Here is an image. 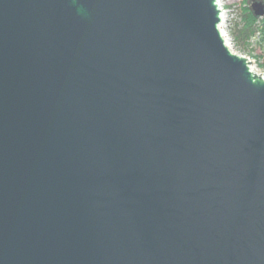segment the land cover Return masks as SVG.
Here are the masks:
<instances>
[{
  "label": "water",
  "instance_id": "1",
  "mask_svg": "<svg viewBox=\"0 0 264 264\" xmlns=\"http://www.w3.org/2000/svg\"><path fill=\"white\" fill-rule=\"evenodd\" d=\"M220 24L0 0V264H264V77Z\"/></svg>",
  "mask_w": 264,
  "mask_h": 264
},
{
  "label": "rangeland",
  "instance_id": "2",
  "mask_svg": "<svg viewBox=\"0 0 264 264\" xmlns=\"http://www.w3.org/2000/svg\"><path fill=\"white\" fill-rule=\"evenodd\" d=\"M254 0H221L224 14L220 30L226 34L232 52L246 58L251 62V69L256 74L264 73V34L259 31L248 42V46L235 41V36L244 28V9L250 8Z\"/></svg>",
  "mask_w": 264,
  "mask_h": 264
},
{
  "label": "trees",
  "instance_id": "3",
  "mask_svg": "<svg viewBox=\"0 0 264 264\" xmlns=\"http://www.w3.org/2000/svg\"><path fill=\"white\" fill-rule=\"evenodd\" d=\"M248 0H244V4ZM264 3V0H261ZM244 28L235 36L237 43H243L244 46H248V42L261 31L264 34V18H256L253 16L250 8L244 9Z\"/></svg>",
  "mask_w": 264,
  "mask_h": 264
},
{
  "label": "built area",
  "instance_id": "4",
  "mask_svg": "<svg viewBox=\"0 0 264 264\" xmlns=\"http://www.w3.org/2000/svg\"><path fill=\"white\" fill-rule=\"evenodd\" d=\"M217 4H218V6H219V8H220V10H221V17H222V15L224 14V8H223V5H222L221 0H217ZM221 22H222V18H221ZM221 32H222V31H221ZM222 34L224 35V37L227 38L226 34H224L223 32H222ZM261 76L264 77V73H262Z\"/></svg>",
  "mask_w": 264,
  "mask_h": 264
},
{
  "label": "bare ground",
  "instance_id": "5",
  "mask_svg": "<svg viewBox=\"0 0 264 264\" xmlns=\"http://www.w3.org/2000/svg\"><path fill=\"white\" fill-rule=\"evenodd\" d=\"M224 41H225V44H226L227 48L232 52V49H230V46H229V43H228V40L226 39V37H224Z\"/></svg>",
  "mask_w": 264,
  "mask_h": 264
}]
</instances>
